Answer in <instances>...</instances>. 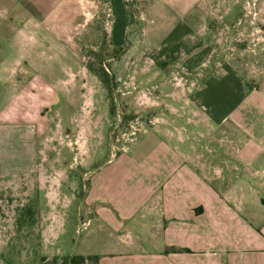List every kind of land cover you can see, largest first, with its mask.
<instances>
[{
	"label": "crops",
	"instance_id": "1",
	"mask_svg": "<svg viewBox=\"0 0 264 264\" xmlns=\"http://www.w3.org/2000/svg\"><path fill=\"white\" fill-rule=\"evenodd\" d=\"M117 3L133 43L111 64L115 82L134 89L139 77L163 76L167 132L147 131L89 179L85 204L96 220L129 237L115 244L121 251L97 255L99 264H264V0H149L139 12L126 0H0V83L14 90L15 115L25 95L34 100L29 121L0 120V177L31 171L47 118L41 80L26 88L23 75L52 74L55 61L76 56L67 69L72 103L89 78L82 37ZM237 39L254 43L235 55L255 60L229 62L218 42ZM202 122L221 130L219 147L201 144ZM67 262L57 255L48 264Z\"/></svg>",
	"mask_w": 264,
	"mask_h": 264
},
{
	"label": "rangeland",
	"instance_id": "2",
	"mask_svg": "<svg viewBox=\"0 0 264 264\" xmlns=\"http://www.w3.org/2000/svg\"><path fill=\"white\" fill-rule=\"evenodd\" d=\"M148 1L126 0V6L131 12L137 6L139 12ZM103 15L104 22L101 19L91 25V30L82 37L89 78L84 93L75 91L72 103L68 94L73 85L67 69L73 70L76 56L61 64L55 61L52 74L39 71L23 75L26 88L32 86L28 79L41 80L35 82L36 91L40 90L42 100L47 101V110L42 111L47 118L39 123L38 155L31 171L21 178L0 177V264H48L57 255L72 264V257L121 251L115 244L129 238L128 234L101 226L96 220V207L85 204L89 179L147 131L156 127L160 132L164 127L167 132V124L163 125L160 118L168 111L163 105L165 92L157 87L163 80L160 74L139 77L143 86L134 89L115 82L111 64L130 55L133 31H128L125 38L123 3L120 7L115 4L112 13L104 6ZM219 22H222L219 32H227L223 19ZM110 29L114 32L112 38ZM253 43L241 39L218 42L224 49L229 47V62L239 58L247 63L256 58L235 53L252 47ZM119 47L124 48L120 56ZM101 69L108 71L113 80L111 85L100 76ZM181 90L188 92L184 87ZM14 94L10 85L0 83V120L14 114L17 101ZM33 102V98L25 95L19 114H14L17 119L30 120ZM204 123L201 144L219 147L223 143L221 130L211 133ZM177 124L173 123L171 130L176 131ZM191 132L188 129L187 133ZM229 145L237 144L229 140ZM226 156L237 162L233 152ZM235 162L231 165L233 170L239 166ZM202 172L209 176L207 169ZM80 263L96 264L95 260Z\"/></svg>",
	"mask_w": 264,
	"mask_h": 264
},
{
	"label": "trees",
	"instance_id": "3",
	"mask_svg": "<svg viewBox=\"0 0 264 264\" xmlns=\"http://www.w3.org/2000/svg\"><path fill=\"white\" fill-rule=\"evenodd\" d=\"M123 51H124V48H119L118 49V56H120L123 53ZM99 73H100V76L104 79V82H107L110 85L113 83V80L111 79L107 70L101 69V71ZM109 88H111V87L109 86ZM89 260H95L96 264H99V257L98 256H87V257L81 256V258H78V259L75 257H72L71 263L72 264H81L80 261H82L84 263V262L89 261Z\"/></svg>",
	"mask_w": 264,
	"mask_h": 264
}]
</instances>
